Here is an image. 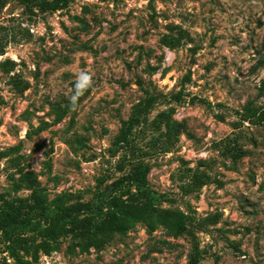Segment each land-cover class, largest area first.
<instances>
[{
	"label": "rangeland",
	"instance_id": "rangeland-1",
	"mask_svg": "<svg viewBox=\"0 0 264 264\" xmlns=\"http://www.w3.org/2000/svg\"><path fill=\"white\" fill-rule=\"evenodd\" d=\"M57 1L0 0V208L64 229L0 264H264V0Z\"/></svg>",
	"mask_w": 264,
	"mask_h": 264
},
{
	"label": "trees",
	"instance_id": "trees-1",
	"mask_svg": "<svg viewBox=\"0 0 264 264\" xmlns=\"http://www.w3.org/2000/svg\"><path fill=\"white\" fill-rule=\"evenodd\" d=\"M57 3L58 1L55 0ZM126 135L124 134L118 143H125ZM147 197H151V194L147 191L144 192ZM63 222L62 217H54L50 210L43 207L40 201H36L35 204L30 208L29 212L17 217H9L0 208V231L8 233L9 230H23L30 225H35L36 227L42 226L44 234L53 239L59 238L63 233V228L61 227ZM20 264H23L20 262Z\"/></svg>",
	"mask_w": 264,
	"mask_h": 264
},
{
	"label": "clouds",
	"instance_id": "clouds-1",
	"mask_svg": "<svg viewBox=\"0 0 264 264\" xmlns=\"http://www.w3.org/2000/svg\"><path fill=\"white\" fill-rule=\"evenodd\" d=\"M87 78H88V77L86 76V74L81 73V76H80V80H81V81L86 80ZM77 87H79V83H78Z\"/></svg>",
	"mask_w": 264,
	"mask_h": 264
}]
</instances>
